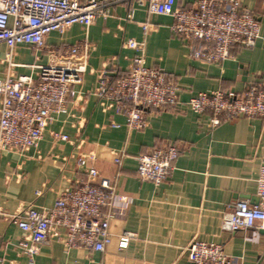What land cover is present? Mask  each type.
<instances>
[{
    "label": "crops",
    "instance_id": "crops-1",
    "mask_svg": "<svg viewBox=\"0 0 264 264\" xmlns=\"http://www.w3.org/2000/svg\"><path fill=\"white\" fill-rule=\"evenodd\" d=\"M241 2L258 20L259 37L249 47L231 46L229 56L219 62L191 59L186 43L171 31V16L148 13L140 5L131 10L122 3L86 28L72 23L62 31H51L39 51L26 44L15 48L11 61L20 66L12 72L35 76L36 71L21 64L46 63L62 47L84 38L92 45L66 112L54 116L38 145L23 153L0 152V210L11 214L28 207H50L66 187L86 178L76 159L87 154L93 155L88 163L98 171V178L132 196L127 216L110 222L112 239L103 251L66 249L50 237L39 244L35 264H191L186 247L193 238L220 244L234 264H264V229H220L227 205L240 199L258 202L264 118L236 117L212 126L210 112L196 113L181 105L200 91L239 93L256 79L264 82V0ZM143 23L150 25L145 34ZM128 38L143 41L145 64L161 68L178 86L180 104L150 113L142 130H129L124 116L114 107H104L94 93L101 72L115 78L137 53L123 46ZM6 52V44L0 43V80L7 70ZM55 133L70 139L60 140ZM168 143L178 147V155L167 178L158 186L140 179L136 156ZM118 152L123 153L120 164L114 162ZM37 190L41 192L36 195ZM123 233L132 235L128 245L119 249ZM22 234L16 223L0 216L3 264H29L28 255L19 248Z\"/></svg>",
    "mask_w": 264,
    "mask_h": 264
},
{
    "label": "built area",
    "instance_id": "built-area-1",
    "mask_svg": "<svg viewBox=\"0 0 264 264\" xmlns=\"http://www.w3.org/2000/svg\"><path fill=\"white\" fill-rule=\"evenodd\" d=\"M178 0H0V43L7 52L4 62L7 70L0 80V152L23 153L36 147L45 128L54 116L67 110L73 94L72 86L80 83L86 70L91 43L86 39L62 47L43 64H21L36 71L15 75L11 61L18 45L26 44L33 51L45 46L51 31H62L72 23L88 27L96 17L106 18L115 4H125L132 10L140 5L151 14L172 17L171 31L181 38L191 59L219 62L229 56L233 45L249 47L259 37V22L241 0H194L179 5ZM145 34L148 23L141 25ZM123 46L136 50L128 66L115 78L101 72L94 93L104 107H114L125 118L129 130L144 129L152 112L180 104L178 86L174 78L159 67L145 64L144 42L128 38ZM10 71V72H9ZM181 105L196 113L210 112V124L236 117L264 118V82L256 79L242 91H200ZM63 141L69 136L55 133ZM123 153H117L114 162L120 164ZM178 155L174 143L156 146L136 156V173L140 179L158 186L173 169ZM93 155H81L76 164L85 174L73 186L66 187L48 208L32 207L0 216L11 220L22 231L19 248L28 255L29 264L39 244L50 237L62 242L66 249L84 247L103 251L111 242L110 222L124 219L132 196L115 190L106 178H98V171L89 161ZM41 190L35 191L39 194ZM258 202L250 204L240 199L227 205L220 229L234 232L252 227L264 229V166L256 178ZM131 233L119 236L117 246L128 245ZM191 264H234L220 244L197 238L186 247ZM0 264H3L0 259Z\"/></svg>",
    "mask_w": 264,
    "mask_h": 264
}]
</instances>
